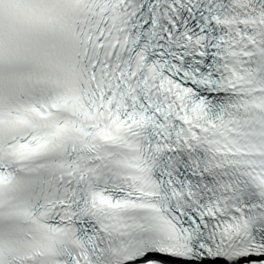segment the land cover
Here are the masks:
<instances>
[{"label":"snow or ice","instance_id":"obj_1","mask_svg":"<svg viewBox=\"0 0 264 264\" xmlns=\"http://www.w3.org/2000/svg\"><path fill=\"white\" fill-rule=\"evenodd\" d=\"M150 253L264 256V0H0V264Z\"/></svg>","mask_w":264,"mask_h":264}]
</instances>
